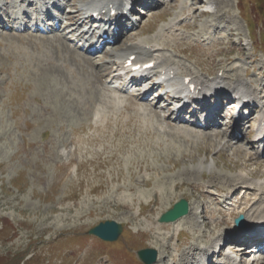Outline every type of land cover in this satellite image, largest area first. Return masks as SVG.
Returning a JSON list of instances; mask_svg holds the SVG:
<instances>
[{
  "label": "rangeland",
  "instance_id": "obj_1",
  "mask_svg": "<svg viewBox=\"0 0 264 264\" xmlns=\"http://www.w3.org/2000/svg\"><path fill=\"white\" fill-rule=\"evenodd\" d=\"M83 1L71 0L62 16ZM201 1L194 14L192 0H164L141 14L131 33L93 63L105 68L110 61L119 67L114 52L135 43L154 45L160 65L154 71L170 64L178 74L175 85L195 72L204 79L226 76L227 83L237 87L242 81L255 89L264 67V0ZM190 23L193 28L185 26ZM55 39L0 31V264H143L136 251L144 247L160 251L159 264H178L193 245L202 249L197 254L201 261L220 233L230 230L224 236L231 239L239 214L248 215L247 226L254 227L250 210L264 193L254 195L251 189L264 190V158L243 149L245 139L243 148L226 145L231 122L230 127L196 132L174 123L175 115L161 109L163 101L157 108L149 106L162 119L128 109L122 102L126 89L110 72L78 98L73 88L84 71L77 59L84 56L55 42L58 60L50 64L45 45ZM62 40L76 47L66 35ZM66 58L78 74L64 66ZM85 79L78 85L84 86ZM163 90L157 86L149 95L155 101ZM106 100L115 103L108 107ZM229 112L222 114L230 118ZM251 119L254 128L258 113ZM172 127H187L192 135L175 134ZM226 128L229 134H216ZM181 198L194 208L184 225L160 223L159 216ZM208 208L212 213L206 217ZM222 217L228 225L208 224ZM105 220L123 224L117 241L89 234ZM240 251L229 252L241 259L239 264L257 256Z\"/></svg>",
  "mask_w": 264,
  "mask_h": 264
},
{
  "label": "bare ground",
  "instance_id": "obj_2",
  "mask_svg": "<svg viewBox=\"0 0 264 264\" xmlns=\"http://www.w3.org/2000/svg\"><path fill=\"white\" fill-rule=\"evenodd\" d=\"M18 1H20V0H13L11 4L15 5V4H17ZM30 1L32 3L35 0H30ZM41 1H44V0H41ZM125 1L126 0H85V1H83L82 6H83V8H85V7L86 8L102 7V8H105V9H107V8L110 9L112 7L123 5ZM136 1L137 0H135V2ZM207 1L211 2V0H207ZM55 2H56V0H55ZM201 3H202L201 0H192V4L196 7V9H194V14L197 13L198 5H201ZM67 4L68 5L71 4V0L68 1ZM67 4L65 5V7L67 6ZM19 10L26 12V11H28V7L23 6V8H19ZM78 13H80V10H77L76 12L70 14L69 19L72 21V24H73V21H74L75 17H77ZM201 14H203V13H201ZM56 19H59V18H56ZM83 22H85V20ZM194 24L195 23H193V24H191V23L190 24H185V26L193 28ZM71 28L73 30H76V29L79 28V26L73 24L71 26ZM91 29H92V27H90L87 32L83 31L79 35L80 36H86V34ZM231 31H232V28L230 29V35H232ZM55 38H56L55 40H52L53 44L51 42L50 44L45 45V46H49V47H47V50H46L45 60L50 62V64L57 63V60H58V58L55 56L56 52L59 53L58 50H57L58 47L54 46L55 42H58V44H61L62 46L63 45L66 46L68 50L71 49L72 51H74L75 55H78L77 52L75 50H73L69 44L65 43L63 40L61 41V38H62L61 35H56ZM157 51H158V49H155L154 45H152L150 47H147V46H144L141 43H135V44H131L130 46L127 45L124 49H122L120 54H117L116 52H114L113 55L115 54L114 56H117L120 60L122 59L121 63H120V66L122 68L125 60L128 59L133 54L136 55V58L134 60L135 63L145 64V63H147V62H149L151 60H158L159 57L157 56L158 55ZM254 60H256V59H254ZM77 64L84 71V76L79 75L77 77V79L75 80L76 87L73 88V90L76 93L78 98L85 97V95L83 94V91L85 89H89L91 87L89 85H91V84L94 85L95 80H99L103 76L109 74V72L113 74L116 71V70H113V69H109V68L112 67L110 61L109 62L106 61L104 63L105 64L104 65L105 68H97V65L95 63H93V59H92V56L90 54L85 56L83 58V60L82 59H77ZM64 66L67 67L69 70H72V71H75V72L77 70L74 67V65L72 64L71 60L68 59V58L65 59ZM172 70H173V67L170 64H167V65L162 66L160 68L159 74L169 75L172 72ZM175 75L177 76L178 74H175ZM187 77H191V80L189 81V84H192V83L196 84V90H198L197 97L198 98L202 97L203 100L207 99V97H208V92L206 90L207 87H208L209 91H214L216 93L219 92L218 96L221 97L222 102H223V99L226 98L228 100V99H230L232 97L231 94L227 93V91L231 90V89H233V91L237 92L238 95H241L245 99H248V102H251L256 97V95H258V93H259L256 88L255 89H251L250 87H248V85L246 86L242 81H241V83L243 84V86H237V87H236V85L232 84L231 82L227 83L226 76L216 75L213 79H204V78H201L200 76H198L197 74H195V72H190V73H187V74L183 75V79L182 80L186 81L185 79ZM83 78H88V79H85L86 81H84L85 82L84 86H79L77 82H81L83 80ZM262 81H263V83H262ZM255 82L261 84L260 85L261 87L259 88V90H260V92H262V95L264 96V93H263L264 92V67H262L260 69L259 76L255 79ZM155 86H158V84H155ZM188 87H189V85L186 84V82H185V85H184L185 92L188 91ZM123 96H124V98L122 99V102L126 106V108H128V109L132 108L134 111H137L138 113L140 112V109H142L143 113L146 114L145 116H149L150 117V116L153 115V116L157 117L158 119H162V113L161 112L153 110V109H150L148 107V105H144V104L138 103L136 101V98H135L134 95H129V96L128 95H126V96L123 95ZM212 96H217V95H212ZM86 99H88V98H86ZM82 101H83V98H82ZM84 102L88 103L89 101L85 100ZM103 103L105 105H108L110 103L108 105V107H111L112 104L115 103V101L107 102V100H106ZM218 106L219 107L221 106V102H220V104H218ZM257 109L258 108H255V110H257ZM93 113L96 114V110H94ZM103 118L108 120L107 115H105ZM166 119H168V118H166ZM242 120H244V118H240L239 122H241ZM259 124H264V108L260 112ZM172 128L174 129L173 133H175V134L183 133V134L192 135V134H189V131L186 130L185 128H182V127H172ZM213 131H215V130H213ZM226 133L228 134L229 130L219 131L216 134L217 135H221V134H226ZM178 136H180V135H178ZM195 136H198V135H195ZM230 136H231L230 139H228L226 141V145H231L230 147H232V149L243 148V147H241L239 142H241V140H243L245 138L244 134H241V133H239V131L234 130L230 134ZM227 176H229V175H227ZM232 178H229V179L226 178V179L233 180ZM245 183L246 182H243L242 185L245 186ZM251 191H252V194H254V195L258 194L259 191L261 193H264V190L261 187L260 188L253 187L251 189ZM193 210H194V208H193V206L191 204L190 213H193ZM250 212H251L250 219L253 221L252 222L253 226L264 225V198L260 197L259 199H257L256 202L252 205V208H251ZM204 215H206V217L210 216L211 215V210L207 209L206 214H204ZM189 217L190 216L187 215V216L179 219L177 222L172 223V224H174V225H176V224L180 225L181 224L182 225V223H184V220H187ZM246 219L249 221L248 215L246 216ZM208 224H211L212 226L219 228V227L228 225L229 224V220L226 217H222V218H220V219H218L216 221L208 222ZM179 227H177V228H179ZM228 232H229V230H225L223 234L220 233L218 242L215 243V244H211V246L215 247V248H217L219 246L221 247L223 241L225 240V237L223 235L227 234ZM244 240L247 243H249V244H255V237H253V238H246L245 237ZM229 245L231 246V244H229ZM232 249L240 251L242 249V247H238L237 244H234V245H232ZM201 250L202 249L199 247V245H196V246L193 245L192 247H190L189 252L184 255L185 256L184 259L178 261V264H189L191 262V260H194V259L195 260L192 262L193 264H205V262H201V261L197 260V254ZM162 258L163 257L161 256V253L159 251V260L157 261L156 264L161 263ZM207 260L209 262H212L211 258H209L208 256H207ZM207 260H205V261H207ZM173 262L175 264L177 263L176 261H173ZM252 264H254V261H253Z\"/></svg>",
  "mask_w": 264,
  "mask_h": 264
},
{
  "label": "water",
  "instance_id": "obj_3",
  "mask_svg": "<svg viewBox=\"0 0 264 264\" xmlns=\"http://www.w3.org/2000/svg\"><path fill=\"white\" fill-rule=\"evenodd\" d=\"M189 212V202L186 199H182L177 202L175 206L164 213L160 219L161 222H170L179 219L180 217L186 215ZM236 223L240 226L245 224L244 216H240L236 219ZM122 231V226L116 221H107L100 223L98 226L92 228L90 233L97 234L107 240H115L119 237ZM138 255L141 260L146 264H153L157 260L158 252L156 249L147 248L140 250Z\"/></svg>",
  "mask_w": 264,
  "mask_h": 264
},
{
  "label": "trees",
  "instance_id": "obj_4",
  "mask_svg": "<svg viewBox=\"0 0 264 264\" xmlns=\"http://www.w3.org/2000/svg\"><path fill=\"white\" fill-rule=\"evenodd\" d=\"M259 23V22H258Z\"/></svg>",
  "mask_w": 264,
  "mask_h": 264
}]
</instances>
